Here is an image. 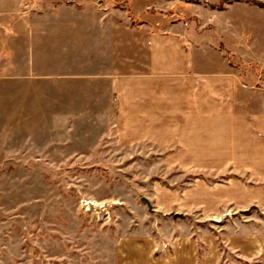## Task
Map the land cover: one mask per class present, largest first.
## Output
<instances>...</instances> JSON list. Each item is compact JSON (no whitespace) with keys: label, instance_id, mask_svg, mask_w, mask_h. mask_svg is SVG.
<instances>
[{"label":"rangeland","instance_id":"1","mask_svg":"<svg viewBox=\"0 0 264 264\" xmlns=\"http://www.w3.org/2000/svg\"><path fill=\"white\" fill-rule=\"evenodd\" d=\"M8 1L31 30L60 5L162 25L154 32L195 52L203 84L227 70L234 92L202 87V110L153 138L124 124L108 78L92 76L107 72L97 61L87 78L80 62L19 54L14 18L0 81V264H163L189 247L196 264H264V0ZM232 123L249 133L230 137Z\"/></svg>","mask_w":264,"mask_h":264},{"label":"crops","instance_id":"2","mask_svg":"<svg viewBox=\"0 0 264 264\" xmlns=\"http://www.w3.org/2000/svg\"><path fill=\"white\" fill-rule=\"evenodd\" d=\"M8 2L0 0L1 82L9 78L10 22L17 18L18 36L22 39L18 44L19 54H26V46L28 61L38 62L48 54L50 61L60 60L69 70L80 62L81 65L77 67L83 72L76 76L87 78L91 76L90 63L97 61V68L107 72L92 76L108 78L124 124L131 127L144 125L145 135H153V138L157 132H164L163 127L183 126L184 121H189L188 116L202 110V87L226 95L234 92V76L227 70L225 74L216 71L204 76L206 81L203 84V74L192 59L195 52L191 50L188 54L187 46L181 44L178 36L154 32L155 29H165L162 25L148 22L136 28L113 17L115 12L112 11L106 13L91 6L78 9L60 5L50 11L48 19L43 18L42 12H36L32 32L27 26L31 24L24 15L10 18V13L14 11L10 10ZM90 14L92 17H89ZM220 66L222 68L223 63ZM170 117L178 120L171 122ZM228 126L224 129L230 137H244L249 133L246 123ZM138 243L130 240V249L128 246L126 249L130 255L142 258ZM249 246L246 247L247 251L243 247L240 249L247 258L252 256ZM185 263L196 264L195 252L191 247L186 251L177 249L175 256L167 258L163 264Z\"/></svg>","mask_w":264,"mask_h":264}]
</instances>
